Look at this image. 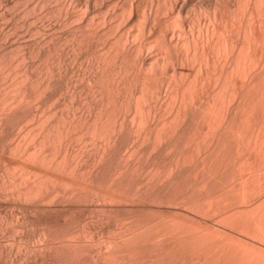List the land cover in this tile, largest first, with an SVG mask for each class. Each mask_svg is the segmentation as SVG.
I'll use <instances>...</instances> for the list:
<instances>
[{"label":"bare ground","instance_id":"obj_1","mask_svg":"<svg viewBox=\"0 0 264 264\" xmlns=\"http://www.w3.org/2000/svg\"><path fill=\"white\" fill-rule=\"evenodd\" d=\"M60 262L264 264V0H0V264Z\"/></svg>","mask_w":264,"mask_h":264},{"label":"rangeland","instance_id":"obj_2","mask_svg":"<svg viewBox=\"0 0 264 264\" xmlns=\"http://www.w3.org/2000/svg\"><path fill=\"white\" fill-rule=\"evenodd\" d=\"M69 237H71V238H70V240H72V241H74V240L76 239V238L74 239V237H73V236H68V238H69ZM59 240H60V239H59ZM59 240H58V241H59ZM11 242H12V241H11ZM58 264H59V263H58ZM60 264H61V262H60ZM62 264H63V263H62ZM80 264H83V262H82V263H80Z\"/></svg>","mask_w":264,"mask_h":264}]
</instances>
